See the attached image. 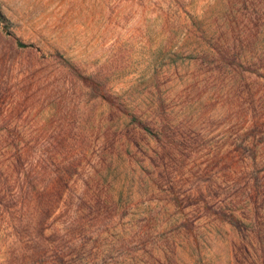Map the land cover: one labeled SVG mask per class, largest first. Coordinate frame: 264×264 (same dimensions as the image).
I'll use <instances>...</instances> for the list:
<instances>
[{"label":"rangeland","instance_id":"1","mask_svg":"<svg viewBox=\"0 0 264 264\" xmlns=\"http://www.w3.org/2000/svg\"><path fill=\"white\" fill-rule=\"evenodd\" d=\"M0 264H264V0H0Z\"/></svg>","mask_w":264,"mask_h":264}]
</instances>
